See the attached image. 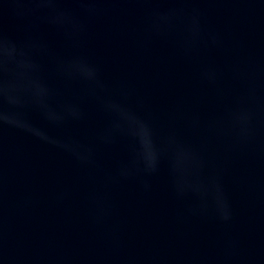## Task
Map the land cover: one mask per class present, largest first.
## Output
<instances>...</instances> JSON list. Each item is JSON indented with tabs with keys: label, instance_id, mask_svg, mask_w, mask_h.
Returning a JSON list of instances; mask_svg holds the SVG:
<instances>
[{
	"label": "water",
	"instance_id": "water-1",
	"mask_svg": "<svg viewBox=\"0 0 264 264\" xmlns=\"http://www.w3.org/2000/svg\"><path fill=\"white\" fill-rule=\"evenodd\" d=\"M0 264H264V0H0Z\"/></svg>",
	"mask_w": 264,
	"mask_h": 264
}]
</instances>
